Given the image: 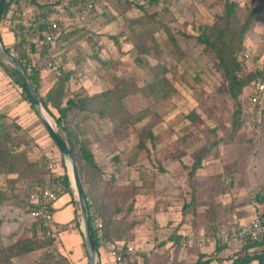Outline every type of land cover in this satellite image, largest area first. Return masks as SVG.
Segmentation results:
<instances>
[{
	"label": "rangeland",
	"instance_id": "374dc122",
	"mask_svg": "<svg viewBox=\"0 0 264 264\" xmlns=\"http://www.w3.org/2000/svg\"><path fill=\"white\" fill-rule=\"evenodd\" d=\"M93 1L88 15L58 13L55 43L35 51L24 43L21 50L14 46L23 37L20 9H45L49 0H22L14 8L18 15L3 20L1 44L39 72L38 96L55 117L69 99L84 101L87 111L74 110L69 125L79 123L94 141L106 179L115 176L111 203L119 206L114 217L127 235L112 243L134 246L129 264L210 258H216L212 264H233L237 255H249L244 247L250 242L199 248L193 241L196 233L233 221L264 219V105L258 133L234 126L229 84L216 54L198 38L212 28L226 29L223 46L241 62L238 77L262 69L264 0ZM232 4L235 16L227 20ZM0 118L14 126L9 163L0 162V264H89L71 179L82 235L75 222L47 232L29 218L31 190L62 183L63 157L1 65ZM19 239L38 250L10 258ZM261 247L252 255H262ZM107 254L97 256L98 264H114Z\"/></svg>",
	"mask_w": 264,
	"mask_h": 264
},
{
	"label": "trees",
	"instance_id": "16d2710c",
	"mask_svg": "<svg viewBox=\"0 0 264 264\" xmlns=\"http://www.w3.org/2000/svg\"><path fill=\"white\" fill-rule=\"evenodd\" d=\"M22 0H8L1 19H0V42H1V27L3 20L10 14L13 13V15L17 14V10L14 8L15 6L19 7ZM235 4H232L229 9L227 10V20H231L235 16ZM42 14H35L36 16H44L47 15L49 12V7L42 9ZM20 17V16H19ZM13 16L11 17V21ZM249 24L246 25V28ZM218 28L215 30L214 28L211 29V33L207 34L204 32L199 38V42L205 46H207L211 51H213L216 54V57L219 61V64L224 72L225 78L229 84L230 93L234 101L236 102V111L234 114V126L236 128H243L244 124V117L246 114V105L242 99L244 92L247 88H249L254 81H256L259 77L263 76L261 69H257L256 71L250 73L245 78L240 79L237 75L239 71H241V62L238 61L237 57H234L235 52L230 53V50L223 46L225 44V37L227 35V30ZM245 34V31H242V35ZM23 37L21 35L18 36V42L14 44L15 47L19 48L18 50L22 49L23 46ZM228 45V43H227ZM3 48L7 54L15 58L23 67L25 73L28 75L32 85L38 92L39 87V72L33 67L31 70L24 65L22 60L15 56L10 48L3 45ZM35 49V48H34ZM36 51V49H35ZM238 51H241V48L238 49ZM245 56V54H244ZM0 65L2 66L4 72L9 76V78L13 79L16 85H18L24 95V100L27 101L31 108L35 111L33 107L32 98L30 96V93L22 79V76L20 73L12 68L11 66H7L4 63L0 62ZM164 72V71H163ZM70 77V75H65V79L67 80ZM65 82V80H64ZM63 82V83H64ZM63 90V87H60ZM57 94H58V87H57ZM41 103L48 111V113L55 119V122L57 124V127L60 129V131L64 134H58L61 138L62 142L65 144L67 149L69 150L70 154L72 155L76 166L78 170V174L84 189L85 197L88 201V208L90 211V224L93 229V236H94V242L96 246V252L97 256L102 255V245L100 243L99 238L96 235V231L94 230V223L95 220L98 218L103 223V240L106 243L111 244H118V243H112L116 240H125V236L127 235L126 232H122V228L120 227L119 223L116 222L115 215L118 214L120 208L118 205H113L111 203L112 198V191H113V184L112 181L115 180V176H112V179L107 180L105 173L102 171L100 166L98 165L95 155L92 150V145L94 144V141L90 138V136L87 135V133L84 131V129L79 125V123H76L75 127H71L69 125V118L75 117V111L77 110L78 114H82L80 112L87 111V108L85 107L84 101L75 102L74 99H69L67 102V106L65 108H59L57 107V111L59 113V117H55L53 113L49 110L48 102L41 100ZM103 116V115H102ZM4 118H0V162L3 166L7 167V164L9 163V157H10V150H9V144L12 142L11 134H12V128L14 126H10L7 123H5ZM6 158V159H5ZM64 173L61 175L59 180L64 184L65 186V192L66 194H69L73 202H77V200L74 199V192L72 189L70 178L67 174V169L64 165V160L62 159ZM40 185L37 187L34 186V188L31 190V195L38 193L41 190L39 188ZM37 190V191H36ZM31 196H29L30 199ZM263 198V195H261ZM76 218L73 219V222H75V227L79 231L80 235H82L80 231V225L78 222H76ZM38 224V223H35ZM125 245H132L130 242L123 243ZM133 246V245H132ZM259 246H264V243H250L247 245L245 250H248L250 248H255ZM134 247V246H133ZM16 251L13 252V254L10 256V258L13 257H24L31 255L32 253L36 252L38 250V247L35 243H30L28 241H25V239L21 240L16 243L15 245ZM12 252V251H11ZM13 256V257H12ZM130 259L127 260V264H129ZM216 261V258H210L208 260L205 259H199L196 264H212ZM258 261L260 264H264V257L263 256H251V255H237L234 260L233 264H252L253 262Z\"/></svg>",
	"mask_w": 264,
	"mask_h": 264
},
{
	"label": "built area",
	"instance_id": "2783aa9c",
	"mask_svg": "<svg viewBox=\"0 0 264 264\" xmlns=\"http://www.w3.org/2000/svg\"><path fill=\"white\" fill-rule=\"evenodd\" d=\"M66 1V0H65ZM49 0V12L44 16H36L20 9V18L23 19V42L30 49H37L39 45L50 46L55 43L60 31V16L67 9L75 17L88 15L94 8L93 0ZM70 4V6H69ZM17 10V9H16ZM245 58H249L245 55ZM53 66V64H50ZM263 76L259 77L247 88L242 97L246 105L243 128L251 133H258L262 124L264 105V67L261 69ZM66 194L63 183H58L49 188L32 194L30 197L29 218L32 222L41 225L47 232L56 230L54 221V205ZM94 230L104 249L108 252L114 264H127V260L136 255L132 245L123 243L111 244L103 240V223L96 219ZM193 241L202 248L218 242H232L235 244L264 243V219L254 218L251 222L241 225L230 222L213 231H201L195 234Z\"/></svg>",
	"mask_w": 264,
	"mask_h": 264
},
{
	"label": "water",
	"instance_id": "95a60500",
	"mask_svg": "<svg viewBox=\"0 0 264 264\" xmlns=\"http://www.w3.org/2000/svg\"><path fill=\"white\" fill-rule=\"evenodd\" d=\"M8 0H0V19L3 13V10L7 4ZM0 62L11 66L12 68L16 69L20 75L22 76V79L30 93V96L32 98L33 107L41 119L42 123L44 124L46 130L48 131L51 139L53 140L54 144L56 145L57 149L59 150L61 156L63 157L67 170H68V176L71 179L73 183V188L76 192V195L78 197V202L80 205L81 215L83 218V226H84V239H85V248L88 255V263L89 264H98L97 260V252H96V246L94 242V236H93V229L90 224V211L88 208V201L85 197L84 189L78 174L76 163L70 154L69 150L65 146V144L62 142L61 138L59 137L58 133L56 132L54 126H52L46 119L45 115L47 112L45 111L40 98L38 96V93L34 86L32 85L28 75L25 73L22 65L12 56L7 54L0 42ZM48 114V113H47ZM73 173V180L70 176V166Z\"/></svg>",
	"mask_w": 264,
	"mask_h": 264
},
{
	"label": "crops",
	"instance_id": "0c3cea01",
	"mask_svg": "<svg viewBox=\"0 0 264 264\" xmlns=\"http://www.w3.org/2000/svg\"><path fill=\"white\" fill-rule=\"evenodd\" d=\"M42 12H43V10L39 6H34L30 11H28V13L34 14V15L35 14L36 15L42 14ZM6 38L10 40L11 36L9 34H7ZM72 202H73L72 197L69 194H64L60 198V200L54 205V221H55V226L57 229L59 226L60 227L66 226L73 221V219H74V205ZM233 222H235V221H233ZM206 246H208V245H206ZM206 246H204V247H206ZM204 247H202V248H204ZM263 248L264 247H261V249H263ZM258 249H259L258 247L248 249L249 255L256 256V255H252V254L254 252H257ZM102 252H103V254H105L107 251H106V249H104L102 247ZM136 254H137V251H136ZM263 254L264 253H262V255H259V256H263ZM252 264H260V263L258 261H255Z\"/></svg>",
	"mask_w": 264,
	"mask_h": 264
},
{
	"label": "bare ground",
	"instance_id": "6f19581e",
	"mask_svg": "<svg viewBox=\"0 0 264 264\" xmlns=\"http://www.w3.org/2000/svg\"><path fill=\"white\" fill-rule=\"evenodd\" d=\"M44 115H45L47 121H48L52 126H54V122H53V120L51 119V117H50L47 113L44 114ZM69 166H70V176H71V178H72V180H73V173H72L71 165L69 164Z\"/></svg>",
	"mask_w": 264,
	"mask_h": 264
}]
</instances>
